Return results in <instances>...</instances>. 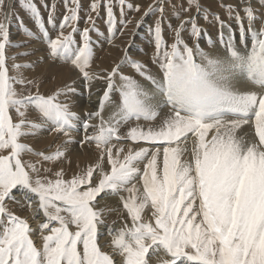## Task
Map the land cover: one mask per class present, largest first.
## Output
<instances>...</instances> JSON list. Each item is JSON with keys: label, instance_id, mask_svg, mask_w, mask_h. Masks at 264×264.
<instances>
[{"label": "snow or ice", "instance_id": "snow-or-ice-1", "mask_svg": "<svg viewBox=\"0 0 264 264\" xmlns=\"http://www.w3.org/2000/svg\"><path fill=\"white\" fill-rule=\"evenodd\" d=\"M18 2L39 35L23 27L29 39L14 43V0H0V264H264V0L259 10L253 0H221L227 20L201 0L170 3L171 42L166 0L147 7L91 0L82 29L81 0H63L58 28L55 3ZM102 4L107 41L117 48V33L133 23L126 9L142 12L137 26L160 13L148 28L155 71L129 47L110 68L93 69L90 33L99 29L92 13ZM199 16L218 25L208 49ZM32 39H42L48 58L70 64L89 95L94 82L103 85L95 110H73L75 81L46 93L39 77L22 71L35 62L18 58L32 52L10 50ZM46 130L64 137L54 150L24 142ZM73 143L96 155L68 177ZM110 196L123 209L118 227L105 219L116 209L100 198ZM10 200L27 207L35 227ZM105 227L109 239L102 242Z\"/></svg>", "mask_w": 264, "mask_h": 264}, {"label": "rangeland", "instance_id": "rangeland-1", "mask_svg": "<svg viewBox=\"0 0 264 264\" xmlns=\"http://www.w3.org/2000/svg\"><path fill=\"white\" fill-rule=\"evenodd\" d=\"M35 2L39 5L40 0H35ZM91 0H81V4L83 6V9L80 12L81 20L79 22V27L82 29L85 27V13L88 10V6L90 4ZM129 2L136 4L139 3L143 7H147L148 4L152 3V0H129ZM220 2L221 0H201V4L204 7L210 8L213 12H219L221 17L225 20H227V16L223 9L220 8ZM224 3H237L238 0H223ZM47 3L51 5L52 3L56 4V20H57V28L60 19H62L63 13L65 11L64 8V2L63 0H47ZM170 3H175L177 5L184 3L185 7L187 6L186 0H166V13H165V37L166 39L171 42V33L167 29V21L170 18L171 10L168 7ZM253 3L257 6L259 10V2L258 0H253ZM15 4V12L16 15L13 16L11 22H10V30L14 28L16 32L19 33V35L16 33H11L13 42H19L20 40H28L29 38L23 35L22 29L23 27H29L32 28L33 31H36L38 33V29L35 28L34 22L32 17L28 12H26L22 6L19 4L18 0H14ZM114 12L117 15V18L119 19V5L116 4L114 7ZM41 13L45 17V20L47 18V10L43 8L41 5ZM127 18L131 19L133 23L128 24L125 29V34L121 36L119 33H117V36L113 43H117V45H121L119 49V57H116L117 60L110 63V61L106 60V64H103L104 62H101V59L103 60L104 52L110 49V47H113V45H110L107 41V25L105 23L106 21V10L102 6L99 9V14L92 13V15L95 18L96 26L99 29V32L93 31L90 33L92 40L94 41V60H93V69H96L97 66L99 68H110L114 63L119 62L121 57L123 56L122 49L124 47H129V55H131L135 59H139L145 64L148 65V67L152 70H156V66L152 63V54L154 51V47L151 40V35L148 31V28L150 25L153 24L154 20L160 15L159 12H156L152 15H149L147 17H144L143 22L137 26L135 21L140 20L142 16V12H134L129 11L126 9ZM191 15H196L195 9L192 10L190 13ZM241 15H243V12H241ZM211 19V17L209 18ZM21 21V22H20ZM172 24L175 25L178 23L175 19H172ZM198 23L200 26L205 29H209L212 34H216V29L218 28V25H216L214 22L209 23L203 19L202 16L198 17ZM229 23H232L233 28L237 27L234 21H229ZM247 23V21H245ZM16 28H15V27ZM50 31L51 26L48 25ZM215 29V30H214ZM68 29H66L67 31ZM128 30V31H126ZM131 32V33H130ZM214 32V33H213ZM103 33V35H101ZM139 33V34H138ZM51 34L55 36V32L52 31ZM129 34V36L127 35ZM131 34V35H130ZM39 35V33H38ZM238 35V30H237ZM131 36V37H130ZM123 37V38H122ZM127 37V38H126ZM186 39L188 38L187 33L185 34ZM130 38V39H129ZM77 39L79 40V36H77ZM119 41H118V40ZM127 40V41H126ZM118 41V42H117ZM126 41V42H125ZM188 42L191 44L193 41L191 39H188ZM124 43V44H122ZM151 43V44H150ZM99 44V45H98ZM124 45V46H123ZM143 45V47H142ZM24 51H30L32 52V55L27 57H19L17 62H27V61H33L35 62V66L32 69L22 70L25 72L26 75L29 76H37L42 80L41 84V91L43 92H51L55 90L57 87L63 86L66 83H71L72 81H75V84L73 85L78 89V93L76 92L75 95H78L79 97L87 95L89 93V90L85 87L84 81H81L82 79L79 78L78 72H76L70 64H66L59 60H52L47 57L46 55V45L42 41V39H32L27 44L26 47L21 48H13L10 50V54H15L17 52H24ZM43 57V59H41ZM102 63V64H101ZM122 70L126 73H134V70L130 67L128 64H124L122 67ZM137 79H141L138 75L136 77ZM78 82V84H77ZM83 86V87H82ZM101 86H103L101 84ZM85 88V90H84ZM81 89V90H79ZM84 90V91H83ZM87 91V92H86ZM83 93V94H82ZM72 96V101L74 102L73 110L77 111L83 116V113L80 112L79 105L75 102L74 96ZM78 106V107H77ZM77 107V108H76ZM79 108V109H78ZM76 109V110H75ZM35 115V114H33ZM79 132L73 133V136L76 140H78ZM77 137V138H76ZM64 137L61 134H57L55 132H52L50 130L42 131L35 137H27L24 142L31 144L35 149L37 150H48L52 151L55 149V145L58 143H61L63 141ZM78 144V143H77ZM70 147V146H69ZM86 149V148H85ZM89 150V149H88ZM87 151V150H86ZM75 148H71V151L69 152V158L71 159V164H64L65 172L68 177L71 176V174L76 171V164L79 162L81 167H84L85 164L93 161L95 159V152L92 154L84 155V157H81L79 155L75 156L76 154ZM79 153V152H78ZM89 154V155H88ZM74 156V157H73ZM79 156V158H78ZM26 159H36L35 157L31 156V154L25 156ZM55 170V169H54ZM109 200H106L102 204H107L109 207L115 208L116 211L112 212L110 215H107L105 217L107 224H112L113 221H116V226L118 227L120 225L121 220V214L123 213L122 206L118 203V197H106ZM101 199V198H100ZM8 206L12 208L18 215H21L23 217H28L29 213L27 212V207H21L20 204L15 203L14 201H8ZM126 218V214L125 217ZM106 235V236H105ZM102 236L101 241L103 242L105 239H109L107 233ZM106 237V238H105ZM103 239V240H102Z\"/></svg>", "mask_w": 264, "mask_h": 264}, {"label": "bare ground", "instance_id": "bare-ground-1", "mask_svg": "<svg viewBox=\"0 0 264 264\" xmlns=\"http://www.w3.org/2000/svg\"><path fill=\"white\" fill-rule=\"evenodd\" d=\"M193 15V14H192ZM21 22V21H20ZM15 27V26H14ZM203 27V26H202ZM16 28V27H15ZM235 28V27H234ZM215 30V29H214ZM126 31H128V30H126ZM16 33V36H17V34L19 35V33L18 32H16V30L14 29V28H12L11 29V33ZM216 34H212L211 33V31L209 30V29H207V36H202L201 37V40H200V42H201V46L202 47H205L206 49H208L209 48V45L207 44V38H208V36H211V38L213 39V40H217V37H218V28L216 29ZM131 33V32H130ZM214 33V32H213ZM139 34V33H138ZM128 36H129V34H127ZM131 35V34H130ZM12 36H14L13 38H15V35H12ZM131 37V36H130ZM123 38V37H122ZM127 38V37H126ZM130 39V38H129ZM118 40V39H117ZM119 41V40H118ZM117 41V42H118ZM127 41V40H126ZM125 41V42H126ZM115 45H117V43H114ZM122 44H124V43H122ZM151 44V43H150ZM99 45V44H98ZM111 45V44H110ZM120 47H121V45H119ZM124 46V45H123ZM120 47L119 48H117V47H110V49L107 51H105L104 52V55H103V60L101 59V62H104L103 64H106V60L108 61H110V63H112V62H114V61H116L117 60V58L116 57H119L118 56V54H119V49H120ZM142 47H143V45H142ZM217 47H219V45H217ZM102 64V63H101ZM81 81H83V80H81ZM77 84H78V82H77ZM85 85V84H84ZM76 87H78V86H76ZM75 87V88H76ZM83 87V86H82ZM103 86H101V84L100 83H96V82H94V85H93V87H92V89H91V91H92V95H89V93L87 94V95H85V97L83 98V96H81V97H79L78 95H75L74 96V98H76L75 99V102L79 105V108H80V112H84V111H86V110H95V107H96V101H97V96L99 95V93H97L96 92V89L97 88H102ZM78 90V89H77ZM79 90H81V89H79ZM84 90H85V88H84ZM83 90V91H84ZM87 92V91H86ZM77 93H78V91H77ZM83 94V93H82ZM78 107V106H77ZM76 107V108H77ZM78 108V109H79ZM76 110V109H75ZM79 132V134H78V136H79V138H78V140H76V141H79L81 138H82V135H83V130H82V127L80 128V131H78ZM75 134H76V132H75ZM77 138V137H76ZM70 148H75V150H76V154H75V156H77V155H79V156H81V157H84V155L85 154H87V152L89 153V154H92L93 152H95V151H90V150H88V148L87 147H85V148H81L80 146H79V144H77V143H73L72 145H70ZM93 148H94V146H93ZM87 150V151H86ZM79 152V153H78ZM88 154V155H89ZM79 156H78V158H79ZM74 157V156H73ZM14 195L16 196V198L17 199H19L20 197H21V192H19V191H16V190H14ZM106 200H109L108 198H106V197H102L101 198V203H103V202H105ZM27 212L29 213V216H28V218H29V220H30V223L35 227V225H36V221L35 220H32V218H31V213H30V211L29 210H27ZM105 233H107V230H106V227L104 228V235H105ZM106 236V235H105ZM102 238V237H101ZM106 238V237H105ZM35 239L37 240V243L39 244V239H38V236L37 237H35ZM103 240V239H102ZM106 240V239H105Z\"/></svg>", "mask_w": 264, "mask_h": 264}]
</instances>
